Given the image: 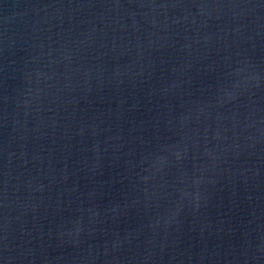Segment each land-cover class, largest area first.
Masks as SVG:
<instances>
[{
    "label": "water",
    "instance_id": "water-1",
    "mask_svg": "<svg viewBox=\"0 0 264 264\" xmlns=\"http://www.w3.org/2000/svg\"><path fill=\"white\" fill-rule=\"evenodd\" d=\"M0 264H264V0H0Z\"/></svg>",
    "mask_w": 264,
    "mask_h": 264
}]
</instances>
